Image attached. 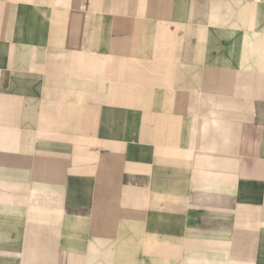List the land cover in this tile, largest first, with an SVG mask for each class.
<instances>
[{
    "label": "crops",
    "instance_id": "obj_1",
    "mask_svg": "<svg viewBox=\"0 0 264 264\" xmlns=\"http://www.w3.org/2000/svg\"><path fill=\"white\" fill-rule=\"evenodd\" d=\"M0 264H264V0H0Z\"/></svg>",
    "mask_w": 264,
    "mask_h": 264
}]
</instances>
